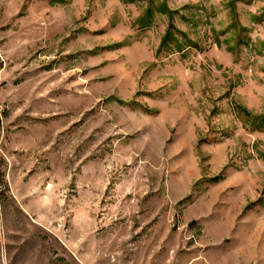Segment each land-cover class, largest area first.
I'll return each mask as SVG.
<instances>
[{"label": "rangeland", "instance_id": "obj_1", "mask_svg": "<svg viewBox=\"0 0 264 264\" xmlns=\"http://www.w3.org/2000/svg\"><path fill=\"white\" fill-rule=\"evenodd\" d=\"M0 264H264V0H0Z\"/></svg>", "mask_w": 264, "mask_h": 264}]
</instances>
